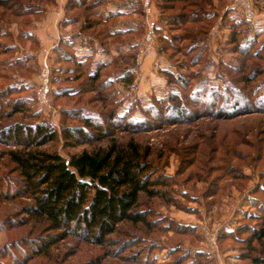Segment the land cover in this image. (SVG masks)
Instances as JSON below:
<instances>
[{
    "label": "rangeland",
    "instance_id": "obj_1",
    "mask_svg": "<svg viewBox=\"0 0 264 264\" xmlns=\"http://www.w3.org/2000/svg\"><path fill=\"white\" fill-rule=\"evenodd\" d=\"M69 1L0 0V193L23 181L11 151L68 160L112 144L136 147L164 185L140 196L148 226L119 224L100 246L71 235L40 256L35 242L55 233L29 220L30 198L0 197V264H264V0L251 21L232 0H152V45L142 0ZM50 14L58 39L44 34ZM44 66L47 107L34 98ZM81 111L99 126L66 139ZM37 124L52 142L2 134Z\"/></svg>",
    "mask_w": 264,
    "mask_h": 264
},
{
    "label": "trees",
    "instance_id": "obj_2",
    "mask_svg": "<svg viewBox=\"0 0 264 264\" xmlns=\"http://www.w3.org/2000/svg\"><path fill=\"white\" fill-rule=\"evenodd\" d=\"M78 4L77 0H70L66 9L70 10ZM191 16L188 17L189 22L201 17L197 13ZM179 19L170 16L166 20L172 25ZM95 20L102 22L101 19ZM88 28L92 29L91 26ZM65 47L69 46L66 44ZM101 70V66H98L88 80L91 83L98 82ZM70 115L82 126L67 127L64 134L66 139H82L99 126L97 119L83 115L82 111ZM2 134L24 147L45 145L56 136V132L42 124L33 127L15 125ZM98 134L104 138L103 133ZM9 155L19 167L23 181L14 194L7 196L0 193V197L6 200L30 198L33 203L26 210L29 220L41 223L47 232L55 233L35 242V256L46 254L56 243L71 235L100 246L108 243V236L114 234L119 224L130 222L148 226L145 212L136 210L140 196L145 194L150 198L155 197L159 192L154 189L164 185L159 178H151L149 164L140 156L138 149L131 145L128 149L112 144L97 151L83 150L69 156L68 160L55 152L34 155L24 150L19 153L11 151ZM254 236L260 239L264 237V232L255 233Z\"/></svg>",
    "mask_w": 264,
    "mask_h": 264
},
{
    "label": "built area",
    "instance_id": "obj_3",
    "mask_svg": "<svg viewBox=\"0 0 264 264\" xmlns=\"http://www.w3.org/2000/svg\"><path fill=\"white\" fill-rule=\"evenodd\" d=\"M233 5L242 13L246 20H254L256 18V8H254V0H232ZM142 8L145 16V26L146 32L144 36V41L146 44L152 45L155 41V26L154 21H151V8L152 0H142ZM39 75V83L36 87L35 102L42 107H47L50 105V94L51 88L49 84L50 73L48 68L44 66Z\"/></svg>",
    "mask_w": 264,
    "mask_h": 264
},
{
    "label": "crops",
    "instance_id": "obj_4",
    "mask_svg": "<svg viewBox=\"0 0 264 264\" xmlns=\"http://www.w3.org/2000/svg\"><path fill=\"white\" fill-rule=\"evenodd\" d=\"M61 19V18H60ZM58 21V18H56V14L53 16V14H50L49 17L47 18V21L44 22V26L46 27L47 32H45L44 34L47 35V33H49V35H53L56 34V37L58 39V35H60V32L57 28V24L56 22ZM60 21V20H59ZM47 22V23H46ZM58 23V22H57ZM48 27V28H47ZM67 30V29H66ZM53 31V32H52ZM48 35V36H49ZM44 37V36H42ZM46 37V36H45ZM45 41V39H43Z\"/></svg>",
    "mask_w": 264,
    "mask_h": 264
}]
</instances>
